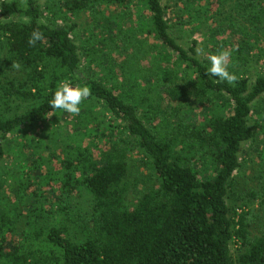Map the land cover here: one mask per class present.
Masks as SVG:
<instances>
[{
  "label": "trees",
  "instance_id": "obj_1",
  "mask_svg": "<svg viewBox=\"0 0 264 264\" xmlns=\"http://www.w3.org/2000/svg\"><path fill=\"white\" fill-rule=\"evenodd\" d=\"M230 1L173 3L180 24L188 22L191 28L192 21ZM263 3L236 0L239 9L253 12L255 33L236 43L217 41L216 33L210 38L222 43L216 53L232 46L229 69L237 80L229 84L206 74L207 59L199 55L196 39L186 47L171 34L175 21L166 17L163 0H65L45 7L37 0L0 2V264H264V220L257 230L250 224L253 201L263 191L234 207L229 204L242 146L255 138L249 124L257 112L254 105L264 97V70L251 81L242 69L255 54V37L264 31ZM111 6L121 11L110 23L101 26L94 19L110 48L116 38L106 36L138 9L135 29L119 38L120 55H125L120 77L111 53L99 62L94 49L82 51L68 17ZM56 11L71 25L45 21L46 13L59 15ZM136 26L164 46L158 60H150L143 81L132 67L133 56L124 54L138 41ZM33 30L42 39L30 45ZM255 57L256 68L264 67L263 58ZM101 63L116 81L99 76ZM66 79L87 86V100L104 109L106 126L99 137L106 146L100 148V139L82 140L73 146L79 153L68 152L61 161L45 123L60 111L51 109L49 100ZM194 103L201 107L198 123L184 116L183 108ZM134 151L141 154L147 175L138 177L131 170ZM8 154L15 157L14 165H5ZM53 158L61 163L59 171L46 164ZM259 204L264 205V197ZM233 245L239 247L236 254Z\"/></svg>",
  "mask_w": 264,
  "mask_h": 264
},
{
  "label": "rangeland",
  "instance_id": "obj_2",
  "mask_svg": "<svg viewBox=\"0 0 264 264\" xmlns=\"http://www.w3.org/2000/svg\"><path fill=\"white\" fill-rule=\"evenodd\" d=\"M2 1L4 0H0V2ZM37 1L41 5V7H45L49 3H55L57 5L62 2L64 3L65 0ZM163 5L168 8L166 17L172 21H175L172 22V27L170 30L171 34L175 38L179 39L180 42L185 43L184 46L186 47L190 41L196 39L198 41V53L202 58L205 59H207L210 54L216 53L215 50H219V47L222 44L219 43L215 45L213 39L210 40V38H214V33H216V35L220 34L216 36L217 41L225 40L226 38H228L229 42L233 41V43H236V38H240L242 36L248 37V33L256 32V30L252 29L250 25V21L252 19L251 15H253V12H251V15H249L246 10L243 11L242 9H239V6L236 4V0L230 1L227 5L222 6L218 10L214 9L213 11H209L208 13L210 14L202 20L196 19L195 21H192L191 28L188 22H186V25L180 24L179 17H177L176 13L177 9L175 8L173 0H163ZM181 8L183 7H179L178 10H180ZM257 8H259V5H257ZM120 11V8H118L117 6H111V8L107 9V11L100 10L98 13H95L93 11L85 9L68 16L69 21H72L75 24V29L72 32V36L75 42L81 47V49H85H82V51L87 53L88 51H91L87 48L94 49L91 52H93L94 56L99 59V62L104 61L103 54L105 52L111 53L112 58L116 60V63L113 66L116 67L115 71L116 76L119 75L118 77L121 76L122 72L120 61L125 57V55L123 54L120 55L118 45L122 43V40L119 38H124L126 35V31H128L129 29L132 30V27H134L135 29V20H137L136 15L138 14V9L132 13V17L121 22V28L115 29V31L112 33V36H106L107 39L116 38L115 43L111 48L109 47L111 42L108 40V43L106 44L107 41H105L103 39V36H101V28L97 27L94 24V19L96 17L98 24L104 26L106 22L110 23V20H113L118 14H120ZM56 12L58 13V11ZM139 12H142L143 16L144 14L149 16V13L145 10V8H140ZM46 14L47 15L44 16L45 21L49 19L46 22L53 21L54 25H57V23L59 25L67 23V19L61 17L62 15L59 13V15L56 16H52L49 13ZM261 15L262 18H264L263 14ZM113 16L115 17L112 18ZM67 24H69V22ZM241 26H244V29H236L240 28ZM140 27H137L138 31L134 33V38H138V41L135 43L134 47H129V49L127 48L124 54L128 53L129 55L133 56V59L131 60L132 67L135 71L140 73L139 80L143 81L141 75H143V73H145L146 70H148L152 65L150 60L153 58H158V55L163 51L162 48H164V46L160 41L155 40L152 34L150 32H147V29H141ZM244 30H247V32H245ZM255 38L258 39L256 42V50L253 51L255 52V54H252V56H250L251 58L247 60V63H244V66H242L243 71L247 70V75L250 77L251 81L255 80V75L257 72L261 73L264 70V67L261 66L262 63H260L257 68L254 64V61H256L255 56H260L264 60V31H262L261 34ZM104 45H106L107 47H105ZM225 47L222 48V51H228L232 48L231 45ZM105 48H108V50H106ZM256 53L258 55H256ZM231 59L232 57L229 56V64L231 62ZM83 61L88 63V59L85 60L84 57ZM100 65L102 66V63ZM94 66L98 71L99 69L102 71L101 73H99V76L108 77V80L110 82L116 81V76L112 75L113 73H108L105 71L104 64L102 66V69L101 67L98 69L97 64H95ZM237 68L238 66H233V70H236ZM229 70L231 71V69ZM191 106L192 108H189L188 106L186 108H183V110H185L184 116L188 117L190 115L188 119L190 121L198 123V121L202 120V118L199 116L201 107L196 103L191 104ZM81 108H83V112L80 111L78 115L60 110L56 114L51 115L45 123V126L50 129V136L55 137V143H53L55 144V149L53 150V152L59 157V160L61 161L67 158L68 152L72 155H77L79 153V150H76V146H73L77 143H80L82 140H84V143H90L93 140H99V135H102L104 127L106 126V118L103 113L104 109L102 108V106L97 105L95 107L93 105V102L88 101L86 98V100L82 101L80 109ZM254 108L257 110V112H255V114L251 117L249 124L255 130V138L245 142L242 146V151L240 154L242 166L235 173L232 181L233 183L231 184L230 188L229 204L231 207H234L235 205H237V203L242 202L243 199H245V201H249L250 193H259L258 196H261L262 191L264 193V97L263 101L255 102ZM10 112L11 111H8L6 113L8 114ZM108 132L110 131L106 130V133ZM46 139L51 142L53 141V139L51 138ZM105 140V138L99 140L102 142L100 144V148H104L106 146V144L104 143ZM140 156L141 154L135 151L130 155V158L134 160L132 161L130 159V168L138 177L140 175L148 174V171L140 166ZM14 160L15 157L8 154V156L5 157V165H14ZM52 160L53 161L51 164L49 162L46 164L50 165L54 171H59L62 167L60 161L57 158H53ZM44 167L42 169V172H46V168ZM26 172L27 170L24 172L22 181L23 185H25L26 183ZM29 177L32 178L33 175H30ZM47 182L48 181H45L44 185L43 183H41V185L44 186L45 189L47 187H50ZM9 183L12 184V180ZM32 183L33 185H37L36 182ZM31 190L27 191L28 195ZM7 191L8 195L12 198L13 194L9 190ZM39 191L41 190L39 189ZM262 197H264V195H262L260 198H256V200L253 201L252 205L254 212L252 214L253 216L250 220V224L251 226L253 225V229L255 230L259 229V227L261 228V224L264 220V205L262 206L259 204ZM28 198L30 199V197ZM83 212L84 211H82V213ZM71 234L74 235V232H71ZM237 248H239L237 245H233L234 254L237 253Z\"/></svg>",
  "mask_w": 264,
  "mask_h": 264
},
{
  "label": "clouds",
  "instance_id": "obj_3",
  "mask_svg": "<svg viewBox=\"0 0 264 264\" xmlns=\"http://www.w3.org/2000/svg\"><path fill=\"white\" fill-rule=\"evenodd\" d=\"M42 39V33L38 30H33L28 40L30 45H35L37 41ZM228 51L212 53L207 57L206 74L211 77L218 78L219 81L233 84L237 80V76L229 70ZM90 89L87 86L73 84L70 80L62 81L52 93L49 100L51 109H59L67 113H80L82 101L88 98ZM55 113V112H54ZM56 114V113H55Z\"/></svg>",
  "mask_w": 264,
  "mask_h": 264
}]
</instances>
